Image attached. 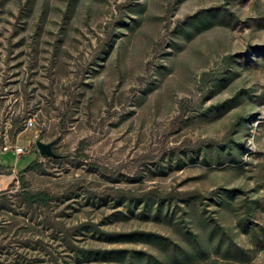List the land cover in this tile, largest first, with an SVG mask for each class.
Listing matches in <instances>:
<instances>
[{"label": "rangeland", "instance_id": "obj_1", "mask_svg": "<svg viewBox=\"0 0 264 264\" xmlns=\"http://www.w3.org/2000/svg\"><path fill=\"white\" fill-rule=\"evenodd\" d=\"M25 244L264 264V0H0V250Z\"/></svg>", "mask_w": 264, "mask_h": 264}, {"label": "trees", "instance_id": "obj_2", "mask_svg": "<svg viewBox=\"0 0 264 264\" xmlns=\"http://www.w3.org/2000/svg\"><path fill=\"white\" fill-rule=\"evenodd\" d=\"M41 195L42 193L33 194L29 191H26L23 192L22 198L28 207H32L35 203L47 201V199H42L41 201H39ZM32 251H36V254H32ZM43 251L44 250L27 246L26 244L21 247H18V245H13L8 246L6 251L0 250V258L2 256H6L8 258V261H10L12 264H54L55 262L56 264L58 263V259L56 258L46 259L48 255L49 257H52L50 254V250H45V253ZM5 252L8 253L5 254Z\"/></svg>", "mask_w": 264, "mask_h": 264}, {"label": "water", "instance_id": "obj_3", "mask_svg": "<svg viewBox=\"0 0 264 264\" xmlns=\"http://www.w3.org/2000/svg\"><path fill=\"white\" fill-rule=\"evenodd\" d=\"M37 146L43 155L57 157V155L52 150V143H44L42 141H38Z\"/></svg>", "mask_w": 264, "mask_h": 264}, {"label": "built area", "instance_id": "obj_4", "mask_svg": "<svg viewBox=\"0 0 264 264\" xmlns=\"http://www.w3.org/2000/svg\"><path fill=\"white\" fill-rule=\"evenodd\" d=\"M32 125H33V122L30 121V122H29V126H32ZM5 150H8V147H6ZM22 151H23V147H18V148H17V152H22Z\"/></svg>", "mask_w": 264, "mask_h": 264}]
</instances>
